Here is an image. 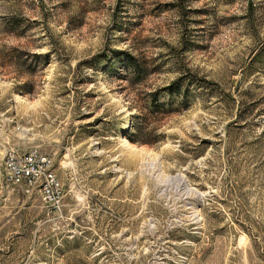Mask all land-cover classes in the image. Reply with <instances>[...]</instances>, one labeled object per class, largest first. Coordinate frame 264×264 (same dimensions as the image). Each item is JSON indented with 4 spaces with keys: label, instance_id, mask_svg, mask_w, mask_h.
Masks as SVG:
<instances>
[{
    "label": "rangeland",
    "instance_id": "1",
    "mask_svg": "<svg viewBox=\"0 0 264 264\" xmlns=\"http://www.w3.org/2000/svg\"><path fill=\"white\" fill-rule=\"evenodd\" d=\"M0 264H264V0H0Z\"/></svg>",
    "mask_w": 264,
    "mask_h": 264
},
{
    "label": "built area",
    "instance_id": "2",
    "mask_svg": "<svg viewBox=\"0 0 264 264\" xmlns=\"http://www.w3.org/2000/svg\"><path fill=\"white\" fill-rule=\"evenodd\" d=\"M2 170L5 183L18 187L23 194L35 190L42 203L58 202L60 186L47 154L36 148L26 151L10 149L3 156Z\"/></svg>",
    "mask_w": 264,
    "mask_h": 264
},
{
    "label": "trees",
    "instance_id": "3",
    "mask_svg": "<svg viewBox=\"0 0 264 264\" xmlns=\"http://www.w3.org/2000/svg\"><path fill=\"white\" fill-rule=\"evenodd\" d=\"M125 59H126L127 61H129L128 64H127V66H128L132 71L137 70V66L135 65V63L132 62V59H133L132 56L127 55ZM136 126H137V125H136ZM136 126H135V128H137ZM128 137H129V136H128ZM128 139H129V138H128ZM131 140L136 141V140L133 139V138H132Z\"/></svg>",
    "mask_w": 264,
    "mask_h": 264
}]
</instances>
